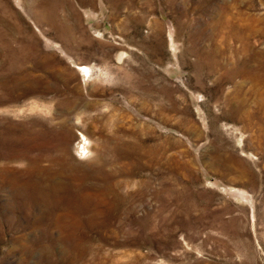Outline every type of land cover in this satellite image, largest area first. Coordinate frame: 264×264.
<instances>
[{"label": "rangeland", "instance_id": "obj_1", "mask_svg": "<svg viewBox=\"0 0 264 264\" xmlns=\"http://www.w3.org/2000/svg\"><path fill=\"white\" fill-rule=\"evenodd\" d=\"M249 70L264 0H0V264H264Z\"/></svg>", "mask_w": 264, "mask_h": 264}, {"label": "bare ground", "instance_id": "obj_2", "mask_svg": "<svg viewBox=\"0 0 264 264\" xmlns=\"http://www.w3.org/2000/svg\"><path fill=\"white\" fill-rule=\"evenodd\" d=\"M84 69L87 70L88 67L84 66ZM246 76L248 75V77L251 79V81H254V83L256 82H264V76L256 73L254 70H249V71H245Z\"/></svg>", "mask_w": 264, "mask_h": 264}]
</instances>
